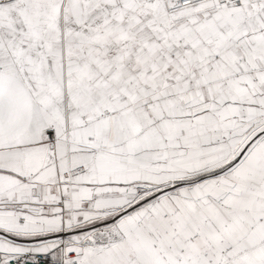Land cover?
<instances>
[{"label":"snow or ice","instance_id":"6c2138e0","mask_svg":"<svg viewBox=\"0 0 264 264\" xmlns=\"http://www.w3.org/2000/svg\"><path fill=\"white\" fill-rule=\"evenodd\" d=\"M0 264H264V0H0Z\"/></svg>","mask_w":264,"mask_h":264}]
</instances>
